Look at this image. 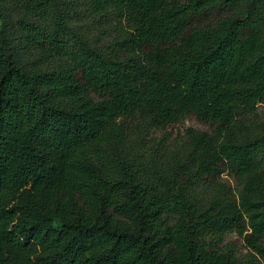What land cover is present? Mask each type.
<instances>
[{
  "label": "trees",
  "instance_id": "trees-1",
  "mask_svg": "<svg viewBox=\"0 0 264 264\" xmlns=\"http://www.w3.org/2000/svg\"><path fill=\"white\" fill-rule=\"evenodd\" d=\"M261 106L264 0H0V264H264Z\"/></svg>",
  "mask_w": 264,
  "mask_h": 264
},
{
  "label": "rangeland",
  "instance_id": "rangeland-1",
  "mask_svg": "<svg viewBox=\"0 0 264 264\" xmlns=\"http://www.w3.org/2000/svg\"><path fill=\"white\" fill-rule=\"evenodd\" d=\"M90 24V23H88ZM88 27V36L92 39L97 37H103L104 41H108L109 37L102 35L106 29V26L99 23L90 24ZM249 121L254 126H250V129L255 132V135L264 134V106H261L258 110L257 115L248 117ZM196 129L203 132H212V127L208 124L202 123L195 116H189L178 124L172 125L167 130L150 131L148 136H145V145L147 150L151 148L156 149L158 154L162 156L171 157L174 153L183 151L188 146L187 130ZM221 186L225 188V194L232 196L236 201L244 189V180L232 173H225L213 186L205 192V196L202 198H208L211 195L216 194ZM226 242H231L238 247H242V241L237 234L233 233L227 236Z\"/></svg>",
  "mask_w": 264,
  "mask_h": 264
}]
</instances>
